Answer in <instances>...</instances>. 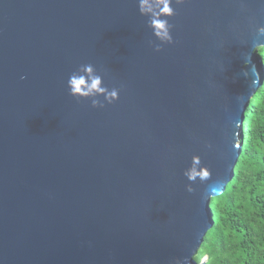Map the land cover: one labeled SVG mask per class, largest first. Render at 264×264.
<instances>
[{
  "label": "water",
  "instance_id": "95a60500",
  "mask_svg": "<svg viewBox=\"0 0 264 264\" xmlns=\"http://www.w3.org/2000/svg\"><path fill=\"white\" fill-rule=\"evenodd\" d=\"M172 7L156 52L138 0H0V264H206L264 83V0ZM85 64L116 101L69 95ZM193 158L206 181L184 176Z\"/></svg>",
  "mask_w": 264,
  "mask_h": 264
},
{
  "label": "trees",
  "instance_id": "16d2710c",
  "mask_svg": "<svg viewBox=\"0 0 264 264\" xmlns=\"http://www.w3.org/2000/svg\"><path fill=\"white\" fill-rule=\"evenodd\" d=\"M264 64V46L257 48ZM241 151L225 191L212 198L213 224L195 256L206 264H264V83L250 99Z\"/></svg>",
  "mask_w": 264,
  "mask_h": 264
},
{
  "label": "clouds",
  "instance_id": "9594fccd",
  "mask_svg": "<svg viewBox=\"0 0 264 264\" xmlns=\"http://www.w3.org/2000/svg\"><path fill=\"white\" fill-rule=\"evenodd\" d=\"M173 3L183 5L185 0H138V12L148 18L147 27L151 30L155 40L159 41L155 44L153 41H149V45L156 52L161 51L162 45L173 43L172 25L168 19L175 15ZM256 31L258 35L264 36V26L258 27ZM66 86L69 95L77 99L90 100L93 108H103L105 103L111 104L118 99V89H109L104 86L102 76L98 74L92 64L81 65L72 72ZM101 96L103 100L99 99ZM198 164H200L199 159L193 158L192 166L184 171V176L188 181L195 182L199 178L203 182L209 178V171L204 167L197 168L196 165ZM186 190L192 192L194 189L191 185H186ZM219 191V182L209 188V193H219Z\"/></svg>",
  "mask_w": 264,
  "mask_h": 264
},
{
  "label": "rangeland",
  "instance_id": "374dc122",
  "mask_svg": "<svg viewBox=\"0 0 264 264\" xmlns=\"http://www.w3.org/2000/svg\"><path fill=\"white\" fill-rule=\"evenodd\" d=\"M206 259L204 258L203 261H205Z\"/></svg>",
  "mask_w": 264,
  "mask_h": 264
}]
</instances>
